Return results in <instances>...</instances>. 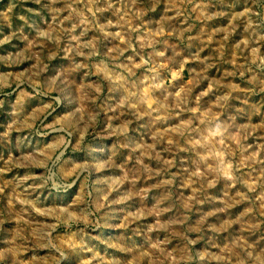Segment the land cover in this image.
I'll use <instances>...</instances> for the list:
<instances>
[{
    "label": "rangeland",
    "instance_id": "obj_1",
    "mask_svg": "<svg viewBox=\"0 0 264 264\" xmlns=\"http://www.w3.org/2000/svg\"><path fill=\"white\" fill-rule=\"evenodd\" d=\"M0 264H264V0H0Z\"/></svg>",
    "mask_w": 264,
    "mask_h": 264
}]
</instances>
